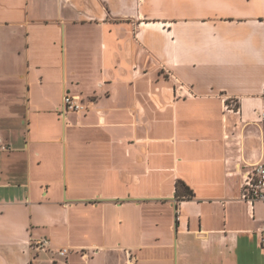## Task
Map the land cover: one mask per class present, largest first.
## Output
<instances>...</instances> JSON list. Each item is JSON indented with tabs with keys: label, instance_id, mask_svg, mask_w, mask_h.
<instances>
[{
	"label": "crops",
	"instance_id": "crops-1",
	"mask_svg": "<svg viewBox=\"0 0 264 264\" xmlns=\"http://www.w3.org/2000/svg\"><path fill=\"white\" fill-rule=\"evenodd\" d=\"M259 161L264 0H0V264H264Z\"/></svg>",
	"mask_w": 264,
	"mask_h": 264
},
{
	"label": "built area",
	"instance_id": "built-area-1",
	"mask_svg": "<svg viewBox=\"0 0 264 264\" xmlns=\"http://www.w3.org/2000/svg\"><path fill=\"white\" fill-rule=\"evenodd\" d=\"M89 108L88 103L78 95H64L63 104L60 109L63 118H66L68 112H83ZM242 198L246 200L264 202V162H255L249 164L243 171ZM261 243L264 247V224L261 228ZM49 240L43 238L38 245H48ZM64 251H68L64 249Z\"/></svg>",
	"mask_w": 264,
	"mask_h": 264
},
{
	"label": "trees",
	"instance_id": "trees-1",
	"mask_svg": "<svg viewBox=\"0 0 264 264\" xmlns=\"http://www.w3.org/2000/svg\"><path fill=\"white\" fill-rule=\"evenodd\" d=\"M185 188V185L183 183H179L178 186H177V195L181 194V189Z\"/></svg>",
	"mask_w": 264,
	"mask_h": 264
}]
</instances>
